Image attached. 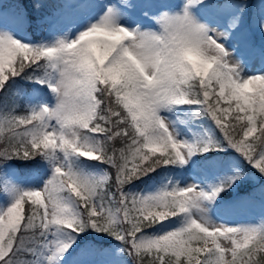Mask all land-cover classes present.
Segmentation results:
<instances>
[{
    "label": "snow or ice",
    "instance_id": "1",
    "mask_svg": "<svg viewBox=\"0 0 264 264\" xmlns=\"http://www.w3.org/2000/svg\"><path fill=\"white\" fill-rule=\"evenodd\" d=\"M19 8L0 5V97L25 100L0 112V264H264V213L224 219L264 209V0Z\"/></svg>",
    "mask_w": 264,
    "mask_h": 264
},
{
    "label": "rangeland",
    "instance_id": "2",
    "mask_svg": "<svg viewBox=\"0 0 264 264\" xmlns=\"http://www.w3.org/2000/svg\"><path fill=\"white\" fill-rule=\"evenodd\" d=\"M256 0H253V3H255ZM0 5H7L9 7L10 10H16V6L19 5L20 11H24L22 5L20 2H17L16 0H0ZM28 33H29V29H27ZM30 35V34H29ZM32 36V35H30ZM34 39L37 38L36 34L35 36H32ZM256 40L259 41L260 37L257 36ZM22 175L24 172H21ZM261 178H259L257 176V180H260ZM261 182V180H260ZM253 185V181L251 179L247 180L245 182V185L242 186L241 191L244 190V187H251ZM232 194L229 193V196H231ZM227 199V197H226ZM262 213H264V209L261 208L260 204L257 203L255 206L246 208L242 211H240L239 213L232 215V216H224V219L229 222V223H238V222H251V221H257L258 218L262 215ZM220 215H223V213H220Z\"/></svg>",
    "mask_w": 264,
    "mask_h": 264
},
{
    "label": "trees",
    "instance_id": "3",
    "mask_svg": "<svg viewBox=\"0 0 264 264\" xmlns=\"http://www.w3.org/2000/svg\"><path fill=\"white\" fill-rule=\"evenodd\" d=\"M16 1L21 3L23 8L29 14L30 19H34L35 18V13L33 12L32 8H31L32 0H16ZM42 2L45 3L46 5H54L57 2H59V0H42ZM42 11H47V9H44ZM30 32H31L32 36H35L36 28H35L34 24L30 27ZM13 100H15V102L20 106V111H23L25 100H24V97H23V93H21L20 96H17V97L9 96L7 98V101H5V99L3 97H0V112H2L4 110V104L5 103H7L8 106L10 107L11 104L13 103ZM21 172H24V168L23 167L21 168ZM261 183H264V180H261Z\"/></svg>",
    "mask_w": 264,
    "mask_h": 264
}]
</instances>
